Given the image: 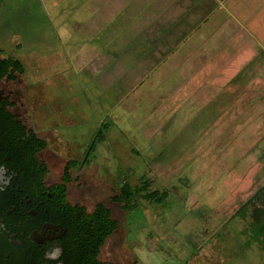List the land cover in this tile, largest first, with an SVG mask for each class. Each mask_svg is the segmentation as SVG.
I'll return each mask as SVG.
<instances>
[{"label": "rangeland", "instance_id": "obj_1", "mask_svg": "<svg viewBox=\"0 0 264 264\" xmlns=\"http://www.w3.org/2000/svg\"><path fill=\"white\" fill-rule=\"evenodd\" d=\"M87 9L86 0H0V64L7 67L4 58L11 56L24 66L16 80L1 81L0 90L11 96L16 116L49 141L40 153L50 168L47 182L60 179L66 160L82 162L72 171L69 201L81 203L89 211L103 202L118 221L99 258L111 264H264V236L261 242L254 239L248 227L250 207L238 211L239 205L232 204L217 215L218 204H211L214 199L205 205L201 200L211 195L207 184L202 185L211 179L207 175L195 187L202 196L196 199L198 205L191 203L196 198L192 191L186 201L187 191L177 187L183 182L192 190L194 186L185 178L191 181L193 176L184 172L179 182V172L173 173L178 159L170 168L175 155H169L165 147L186 140L188 155L203 156L202 143L217 129L212 121L215 116L179 123L177 111L170 122L163 110L168 98L164 96V79L149 76L131 86L123 79L131 72L109 78L114 62L92 67L86 57L90 51L79 47L86 39L89 13L96 11ZM129 65L125 62L120 68ZM170 132H174L172 137L167 135ZM225 147L226 143L217 146L224 159L223 170L229 166H225L227 159L230 164L234 161ZM85 153L87 162H83ZM186 161L191 164L186 171H196L195 161ZM209 165L198 166L200 173L194 178L202 176ZM213 179V187L220 186L219 180ZM143 180L149 190L167 191L168 199L156 204L138 197V207L129 212L111 200L123 182L137 186ZM224 189L220 188V195H226ZM219 218L218 223L210 222Z\"/></svg>", "mask_w": 264, "mask_h": 264}, {"label": "crops", "instance_id": "obj_2", "mask_svg": "<svg viewBox=\"0 0 264 264\" xmlns=\"http://www.w3.org/2000/svg\"><path fill=\"white\" fill-rule=\"evenodd\" d=\"M86 7L96 11L89 13L86 39L79 47L90 51L86 57L92 67L114 62L109 78L131 72L128 78L123 75L131 86L149 76L164 79L168 98L163 110L170 122L177 111L179 123L215 116L217 129L213 137L202 140L203 156L188 155L186 140H170L175 145L165 147L169 155H175L170 168L178 159L173 173L179 172V182L184 172L193 176V181L185 178L194 186L192 190L183 182L177 187L187 191L184 199L190 201L188 196L194 192L191 203L198 205L202 196L195 187L207 175L211 179L202 185H208L211 195L201 199L204 205L214 199L211 204H218L217 215L232 204L243 205L264 185V0H86ZM125 62L130 65L120 68ZM210 141L214 147L207 145ZM220 143H226L225 150L234 160L230 164L227 159L225 166H229L224 170L217 150ZM187 159L195 161L196 171H186L191 167ZM209 163L195 179L197 167ZM215 177L220 182L217 188L213 187ZM220 188H225L226 195H220Z\"/></svg>", "mask_w": 264, "mask_h": 264}, {"label": "flooded vegetation", "instance_id": "obj_3", "mask_svg": "<svg viewBox=\"0 0 264 264\" xmlns=\"http://www.w3.org/2000/svg\"><path fill=\"white\" fill-rule=\"evenodd\" d=\"M5 98L12 103L6 104L5 109L16 116L11 96L0 90V101ZM17 118L23 126L30 128ZM43 139L47 145L35 153L38 166L33 167L31 163L28 165L22 152L16 151L0 135V264H73L63 248L67 239V218L53 204L49 188L60 182L66 163L74 158L65 161L58 181L47 182L50 168L41 160L40 153L48 148L49 141ZM43 165L47 168L44 175ZM78 168V165L72 167L69 172L72 174ZM72 181L73 177L66 183L68 202V187Z\"/></svg>", "mask_w": 264, "mask_h": 264}, {"label": "trees", "instance_id": "obj_4", "mask_svg": "<svg viewBox=\"0 0 264 264\" xmlns=\"http://www.w3.org/2000/svg\"><path fill=\"white\" fill-rule=\"evenodd\" d=\"M7 67L0 64V81H14L17 76L24 73L23 63L14 57L4 58ZM11 104L7 98L0 101V135L10 142L16 151L22 152L27 163L33 167L38 166L36 152L43 150L47 142L34 130L26 128L16 116L5 109V105ZM83 160L87 162L89 155ZM82 162L71 159L66 163L63 176L59 183L53 184L49 190L53 196V204L58 206L65 215L67 227V239L63 245L65 256L73 264H111L98 258L101 247L106 240L116 231L118 221L112 216V212L103 202H97L89 211L84 205L70 203L66 200V183L71 181L72 174L69 169L81 167ZM36 169V168H34ZM47 172L43 165L42 175ZM141 197L147 202L160 204L166 201L167 191L149 190L147 180L142 185L132 186L129 182H123L117 193L111 200L121 204L125 212L138 207L137 199ZM251 205L249 212L250 221L248 227L255 234L254 239L260 241L264 236V185L258 188L254 194L241 206L238 211ZM237 211V212H238ZM236 212V213H237ZM244 229L247 230V227ZM261 242V241H260ZM134 264V263H132Z\"/></svg>", "mask_w": 264, "mask_h": 264}]
</instances>
